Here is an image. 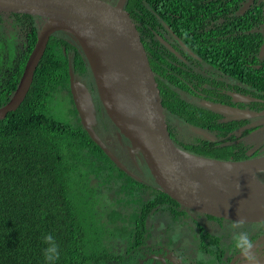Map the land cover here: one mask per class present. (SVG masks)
Masks as SVG:
<instances>
[{
	"label": "trees",
	"instance_id": "obj_1",
	"mask_svg": "<svg viewBox=\"0 0 264 264\" xmlns=\"http://www.w3.org/2000/svg\"><path fill=\"white\" fill-rule=\"evenodd\" d=\"M245 1L126 0L124 9L140 33L163 99L170 98L165 104L171 114L198 119L191 102L177 92L199 62L188 49L264 93V58L258 57L263 2L251 0L244 8ZM2 15L10 18L12 29L0 30V106L17 87L42 21L27 14ZM70 70L98 95L82 47L70 33L57 30L49 36L24 99L0 119V264H46V233L59 245L55 264H136L149 234L143 223L148 214L163 210L176 218L180 213L179 204L155 181L130 176L90 138L73 104ZM62 95L67 107L59 104ZM106 125L98 116L95 128L102 138ZM229 147L220 146V153L191 151L222 159ZM113 188L118 196L107 200Z\"/></svg>",
	"mask_w": 264,
	"mask_h": 264
},
{
	"label": "water",
	"instance_id": "obj_2",
	"mask_svg": "<svg viewBox=\"0 0 264 264\" xmlns=\"http://www.w3.org/2000/svg\"><path fill=\"white\" fill-rule=\"evenodd\" d=\"M125 1L111 4L104 0H0V11L42 20L17 87L0 106V119L24 99L49 36L57 30L66 31L91 61L103 105L99 83L102 94L118 99L120 110H111L114 116L109 114L110 117L132 148L142 154L155 183L166 194L196 212L264 224V180L256 174L264 171V154L222 160L198 156L177 146L170 134L158 80L139 31L124 9ZM69 88L80 123L90 138L119 168L139 180L95 130L93 97L71 70ZM207 163H225L246 170L245 178L253 182L242 181L236 174L216 172ZM193 181L200 185L195 194Z\"/></svg>",
	"mask_w": 264,
	"mask_h": 264
},
{
	"label": "flooded vegetation",
	"instance_id": "obj_3",
	"mask_svg": "<svg viewBox=\"0 0 264 264\" xmlns=\"http://www.w3.org/2000/svg\"><path fill=\"white\" fill-rule=\"evenodd\" d=\"M104 1L114 4L117 0ZM249 1L251 0H246L242 6L245 8ZM7 20L10 21V18L2 15L0 30L5 29L8 32L9 28L12 29L7 24ZM41 22L38 23V28ZM261 30L263 31L262 43L258 50L260 60L264 58V25ZM160 39L170 50L173 49L172 51L178 54L166 40ZM166 39L171 41L168 33H166ZM188 54L198 58L199 62L193 66L192 79H184L182 83L185 85L182 84V87L177 88V92L185 101L191 102L194 110L198 112L196 121L191 122L169 112L165 100L170 98L163 99L161 82L156 76L162 94L168 127L174 142L177 146H182L190 151L211 150L213 148L217 153L224 151L217 148L229 145L227 154L222 160H243L252 156L263 155L264 141L257 145L249 144L252 140L257 141L262 136L264 137L263 91L255 90L247 81L236 80L231 75L205 63L190 49H188ZM244 67L247 68V63ZM182 129L187 132V135H181ZM254 134L261 135V137H255L256 135L251 137ZM123 136L128 140L125 135ZM102 139L108 145V141L105 138ZM113 152L139 177L140 181L146 182L140 178L141 169L147 170L149 175V170L142 159L138 165L136 163V167V165L129 164L125 157L119 156L115 151ZM256 174L259 179H264L263 171H258ZM177 210L180 213L176 218H173L169 211L157 210L155 213L148 214L144 219V227L148 229L149 234L145 237V242L140 244V255L137 257L136 264H244L231 242L233 230L229 227V223L232 221L196 212L180 204ZM157 213L168 214L166 216L170 218L169 222L171 223H188L185 220L188 219V224L193 228L194 234L183 235L184 231L182 234L181 228H179L181 232L179 239L182 243H175L176 231H173L174 240L170 242L168 239L169 232L166 231L168 225L161 224V219L156 217ZM261 225L264 224L245 223L244 230L249 232L251 239L255 242L259 264H264V227Z\"/></svg>",
	"mask_w": 264,
	"mask_h": 264
},
{
	"label": "rangeland",
	"instance_id": "obj_4",
	"mask_svg": "<svg viewBox=\"0 0 264 264\" xmlns=\"http://www.w3.org/2000/svg\"><path fill=\"white\" fill-rule=\"evenodd\" d=\"M258 1L264 2V0H258ZM68 40H70V39H68ZM69 54H70V56L72 55V51L71 50L69 51ZM85 64H86V66L88 68H90V69L92 68L91 61L89 60V58L86 57V55H85ZM77 78L80 81H82L79 77H77ZM82 82L85 84L84 81H82ZM99 87H100V90H99L100 94H101L102 99H103L105 104L103 105V103H102V101L100 99L99 92H98L97 96L96 95L94 96L92 94L93 95V103H94V107H95V125L97 124V115H99V117H103V121L106 122V124H108V125H106L105 127L102 126L101 130L104 132V129H105L104 138H105V140L108 141V146L113 151H115L119 156L125 157L129 164L136 165V163H137V165H138L139 164L138 162L140 161V159H142V161H143L142 154L141 153H137L138 151H135L132 148L130 140L128 141V140L125 139V137L122 135V132L120 131L118 125L115 124V122L113 121V119L109 115V114H111L112 117L114 116V114L111 111L113 109L120 110L119 106H118L119 105V101H118V99H116V97H113V96H111L108 93L102 94L101 92H103L104 90H103L102 85L100 83H99ZM61 99H62V101H60L59 104L61 106H63V107H67L68 104H69L67 96L65 97V95H62ZM105 105H106L107 108L105 107ZM110 122L113 123V125H114L113 127H111L109 125ZM253 122L256 123V121H253ZM181 135L185 136V135H187V132L184 129H182ZM255 135L256 134L252 135L251 137H254ZM258 136L261 137V135H256L255 137H258ZM263 141H264V137L262 136L261 139H259L257 141L252 140V141L249 142V144L250 145H257L260 142L263 143ZM186 151L190 152L189 150H186ZM137 165H136V167H137ZM141 173L142 174L140 175V178L142 180H144L146 182L154 183L153 182L154 180H153V177H152L150 171H149V175H148V171L147 170L143 171V169H141ZM117 196H118V194L115 192L114 188L112 190H109L106 193V199L107 200H112V199H114ZM160 214H162V215H160ZM166 215H168V214H166V213H157L156 217L158 219H161V221H162L161 224L162 225H168L169 234H170V232H171V234H173V231H176L175 232V237L177 239H176L175 243H182V241L179 239L180 233H181L179 228H181L182 234H183V231H184L183 235H193L194 234L193 228L190 227V224H188L189 223L188 219H185V220L188 221V223H181V222L180 223H174V222L171 223V222H169L170 218L167 217ZM183 218H185V217H183ZM154 233H156V231H154ZM222 233H225V232H222ZM176 235H178V236H176ZM224 242H225V238H224Z\"/></svg>",
	"mask_w": 264,
	"mask_h": 264
},
{
	"label": "clouds",
	"instance_id": "obj_5",
	"mask_svg": "<svg viewBox=\"0 0 264 264\" xmlns=\"http://www.w3.org/2000/svg\"><path fill=\"white\" fill-rule=\"evenodd\" d=\"M191 186L194 194L200 187L199 183L195 181L192 182ZM245 223L246 221L242 218H237L229 224V227L233 230L231 242L244 264H259V257L255 251V242L251 239L249 232L244 230ZM261 227H264V225H261ZM42 242L45 244L42 255L46 264H55V261L60 257V250L54 236L51 233H46L42 236Z\"/></svg>",
	"mask_w": 264,
	"mask_h": 264
},
{
	"label": "bare ground",
	"instance_id": "obj_6",
	"mask_svg": "<svg viewBox=\"0 0 264 264\" xmlns=\"http://www.w3.org/2000/svg\"><path fill=\"white\" fill-rule=\"evenodd\" d=\"M209 166H212V168L217 172L219 173H224L226 176H230V175H233V174H236L238 177L241 178L242 181L246 180L248 182H253V181H250L248 180L247 178H245L246 176V170H240L230 164H225V163H216V164H213V163H207ZM254 186H257L256 184H253ZM251 188V187H250ZM260 188V187H258ZM252 189V188H251Z\"/></svg>",
	"mask_w": 264,
	"mask_h": 264
}]
</instances>
